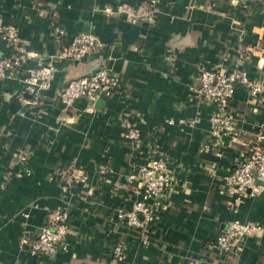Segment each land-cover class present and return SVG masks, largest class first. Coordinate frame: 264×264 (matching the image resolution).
Returning a JSON list of instances; mask_svg holds the SVG:
<instances>
[{"label": "crops", "instance_id": "1", "mask_svg": "<svg viewBox=\"0 0 264 264\" xmlns=\"http://www.w3.org/2000/svg\"><path fill=\"white\" fill-rule=\"evenodd\" d=\"M151 1L0 0V24L17 29L26 66L56 69L33 92L23 70L0 78L2 264H264V190L251 195L225 181L264 136V4ZM81 31L103 45L78 59L61 55ZM8 51L0 41V55ZM200 65L262 85L257 95L237 88L221 136L209 118L222 108L196 93ZM102 67L118 88L64 106L60 87ZM152 161L164 164L172 186L152 220L128 226L118 212L138 197L137 170ZM56 210L67 216L65 247L49 255L20 247ZM231 220L260 231L239 234L225 253L216 238Z\"/></svg>", "mask_w": 264, "mask_h": 264}, {"label": "built area", "instance_id": "2", "mask_svg": "<svg viewBox=\"0 0 264 264\" xmlns=\"http://www.w3.org/2000/svg\"><path fill=\"white\" fill-rule=\"evenodd\" d=\"M148 0H146L147 2ZM153 1V0H152ZM151 1V2H152ZM244 3L245 0H237ZM260 2L264 0H246ZM0 41L8 48V53L0 55V78L11 77L15 73L24 71L21 79L24 89L36 91L48 87L52 79L55 66L45 63L39 67H27L28 54L18 34L17 29L0 24ZM103 42L93 32L81 31L75 34L69 45L61 50V55L73 59L83 57L86 53L101 47ZM198 87L196 93L202 98L216 100L222 108L221 113L212 115L209 121L212 133L221 136L231 126V117L226 113V106L233 98L237 88L241 85L246 93L257 95L262 92V85L255 80L246 79L241 72L235 70L222 71L212 67L200 65L197 75ZM118 88V81L110 76L106 68H98L88 75L67 80L57 92V97L66 107H70L78 98L95 100L102 94H110ZM129 136L135 137L130 131ZM264 136L259 135L247 147L243 159L235 164L225 176L226 184L240 191H249L251 195L264 190ZM137 176L141 180V190L130 207L119 211L118 216L126 220L128 226L143 227L152 220L157 200L172 186V178L164 164L152 161L148 166L139 168ZM260 181V182H258ZM66 213L56 210L53 218L40 227L34 239L20 238V247L26 246L29 252L36 254H53L58 248H64V240L68 233ZM260 231L255 223H241L238 220L226 222L216 238L217 248L225 253L233 251L235 238L239 234L251 235ZM113 252L120 258L122 248L114 247ZM0 264H2L0 262Z\"/></svg>", "mask_w": 264, "mask_h": 264}, {"label": "water", "instance_id": "3", "mask_svg": "<svg viewBox=\"0 0 264 264\" xmlns=\"http://www.w3.org/2000/svg\"><path fill=\"white\" fill-rule=\"evenodd\" d=\"M91 73V72H90ZM90 73H88V74H90ZM88 74H86V75H88ZM258 182H260V181H258Z\"/></svg>", "mask_w": 264, "mask_h": 264}]
</instances>
